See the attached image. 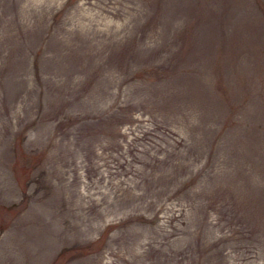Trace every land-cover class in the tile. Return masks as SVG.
<instances>
[{
  "label": "rangeland",
  "instance_id": "374dc122",
  "mask_svg": "<svg viewBox=\"0 0 264 264\" xmlns=\"http://www.w3.org/2000/svg\"><path fill=\"white\" fill-rule=\"evenodd\" d=\"M0 264H264V0H0Z\"/></svg>",
  "mask_w": 264,
  "mask_h": 264
}]
</instances>
